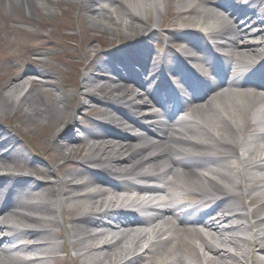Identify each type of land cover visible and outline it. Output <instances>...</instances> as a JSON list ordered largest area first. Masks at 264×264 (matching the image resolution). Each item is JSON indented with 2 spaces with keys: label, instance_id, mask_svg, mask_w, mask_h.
Segmentation results:
<instances>
[{
  "label": "bare ground",
  "instance_id": "6f19581e",
  "mask_svg": "<svg viewBox=\"0 0 264 264\" xmlns=\"http://www.w3.org/2000/svg\"><path fill=\"white\" fill-rule=\"evenodd\" d=\"M11 1L54 13L53 0ZM75 1L92 26L135 38L157 32L170 0ZM174 2L197 73L136 38L105 57L91 45L73 93L44 89L49 67L0 85V264H50L60 251L75 264H264V0ZM174 93L180 117L161 121L151 107ZM95 102L98 118L81 125Z\"/></svg>",
  "mask_w": 264,
  "mask_h": 264
},
{
  "label": "rangeland",
  "instance_id": "374dc122",
  "mask_svg": "<svg viewBox=\"0 0 264 264\" xmlns=\"http://www.w3.org/2000/svg\"><path fill=\"white\" fill-rule=\"evenodd\" d=\"M168 4L169 8L166 5H160L165 22L159 26L155 34L148 36L149 32H147L144 37L138 35L135 38H130L129 35L123 33L114 36L104 29L92 26L85 18V11L81 9L80 3L75 0H53L54 13H48L41 8L22 6L11 0H0V85L7 84L13 78L21 75H26V78L29 79L40 78L34 74L35 70L49 67L51 78L48 80L54 85L45 86L44 89L50 88L53 97L59 86L63 87L66 93H73L79 89L83 76L88 73L86 67L93 56L85 57L84 55L91 45L105 57L112 49H122L135 44L133 41L137 38L154 53H168L170 58H173L174 50L181 49L186 45L184 43L186 37L182 33L185 25L180 22V17L175 12L176 2L173 3V0H170ZM101 5L94 4V7L100 8ZM147 16L151 21L161 20V17L152 9L149 10ZM22 18H32L35 22L28 24L22 21ZM173 21L176 28L173 27ZM179 36H183V38ZM93 38L97 41H93ZM168 40L170 41L168 42ZM116 64L121 68L119 63L116 62ZM90 72L94 74L97 71L93 68ZM102 73L105 76H116L109 71ZM98 80H100L98 84L104 82V79ZM137 90L142 91L141 88ZM74 103L71 101L72 106L75 107ZM91 105L79 113L78 119L81 125L83 123L87 125L82 118L89 120L98 118L97 110L101 105L98 102ZM103 108L106 109L107 106ZM9 116L11 117L12 114ZM19 117L20 115L17 114L13 119L15 126L20 125ZM133 131L140 133L141 129L135 128ZM34 134L35 132H29V135ZM88 143L80 144L83 152L75 156L76 161L80 160L87 152ZM61 163L63 160L58 162V164ZM181 199L188 202L193 201L188 195ZM190 240L193 244H201L198 237ZM175 250L186 255L189 259L195 260L194 254L190 250L177 246H175ZM49 263L75 264L62 251L58 252V257L51 258Z\"/></svg>",
  "mask_w": 264,
  "mask_h": 264
}]
</instances>
